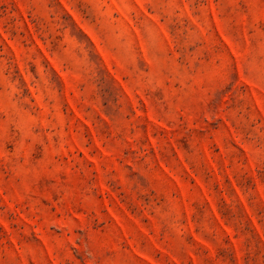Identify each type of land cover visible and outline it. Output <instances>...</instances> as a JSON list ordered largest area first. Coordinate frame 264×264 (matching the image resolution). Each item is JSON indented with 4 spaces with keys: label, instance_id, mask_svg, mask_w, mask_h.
Wrapping results in <instances>:
<instances>
[{
    "label": "rangeland",
    "instance_id": "obj_1",
    "mask_svg": "<svg viewBox=\"0 0 264 264\" xmlns=\"http://www.w3.org/2000/svg\"><path fill=\"white\" fill-rule=\"evenodd\" d=\"M0 264H264V0H0Z\"/></svg>",
    "mask_w": 264,
    "mask_h": 264
}]
</instances>
